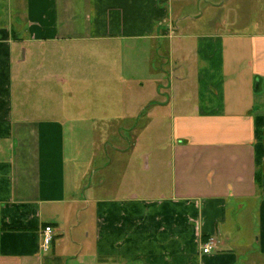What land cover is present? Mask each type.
<instances>
[{"label": "crops", "instance_id": "crops-1", "mask_svg": "<svg viewBox=\"0 0 264 264\" xmlns=\"http://www.w3.org/2000/svg\"><path fill=\"white\" fill-rule=\"evenodd\" d=\"M254 14L264 0H0V264H264V24L242 21ZM111 41L151 76L118 127L152 111L144 127L170 134L156 153L140 135L95 149L92 106L48 103L88 95L60 87L90 81L77 49Z\"/></svg>", "mask_w": 264, "mask_h": 264}, {"label": "rangeland", "instance_id": "rangeland-1", "mask_svg": "<svg viewBox=\"0 0 264 264\" xmlns=\"http://www.w3.org/2000/svg\"><path fill=\"white\" fill-rule=\"evenodd\" d=\"M243 18L242 21L247 25L264 24V16L258 14L252 15L249 19H246V17ZM132 50L131 47V49H127L126 51L121 44V41L103 42L95 44V46L91 48L77 49L75 57L80 60L86 56L88 60L86 65L84 63L81 64V67L79 65L78 71H80V73L78 75H84L85 70L87 69L88 75L91 77L89 78L90 81H88V84L84 83V85L76 83L75 86L73 83H70L65 87L61 86L60 89L67 94L73 92L78 94V90H83V93L87 88L88 95L79 92V95L71 97L50 96L52 101L49 99L48 103H58L64 107L68 106L69 109H71L70 106L73 105L84 106L88 104L92 106L91 111L94 121L91 125L89 124L88 127H83V129L84 134H88L94 138L96 144L95 149H98V146L102 142H105L106 139L111 140L113 136L119 135L131 138L130 136L140 135L142 144L139 145V152L156 153L154 148L159 147V149H161V147L167 146L168 141L166 139L170 134L165 123H162L159 126L152 125L144 127L149 123V119L151 118L150 113L152 111H145L144 116L140 122L137 123V128H127L124 124H122L120 128L118 127V120L121 118V115H123L124 102H126L128 106V104H132L137 99V96H140L141 94L143 96L146 93H149L151 89L149 83L151 82V76L148 74V69L145 67L141 68V64H136L134 67L132 61H130L131 63H126L122 59V55L125 52ZM20 57L23 58V52ZM50 58V60L47 59V63L49 61L53 62V57ZM54 58L57 59V57ZM37 64L38 61L37 63H31L29 60L23 64L27 68V71L23 70V72L29 75L28 72L31 68L30 65H32V68H36ZM50 69L52 72H58L57 74L62 75L57 65L50 66ZM33 76L34 75L31 71V75L27 76V78L31 79L30 82H33ZM124 78L126 80H124ZM30 88H32V86ZM123 90L126 92L125 96ZM30 94L32 93H29V99L36 101L35 104H37V101H41V103L45 102H42L43 98L37 95L31 96ZM130 96L135 97L136 99L131 102L129 98ZM127 124L129 123L127 122ZM108 146L110 147L111 145ZM163 150L164 154H169L168 150L162 149L161 151ZM144 163L145 161L142 160L143 165Z\"/></svg>", "mask_w": 264, "mask_h": 264}, {"label": "built area", "instance_id": "built-area-1", "mask_svg": "<svg viewBox=\"0 0 264 264\" xmlns=\"http://www.w3.org/2000/svg\"><path fill=\"white\" fill-rule=\"evenodd\" d=\"M42 251L47 253L49 252L52 243L54 241L55 232L52 226H45L42 231ZM215 248V241L213 239H209L205 245L203 246V254H210Z\"/></svg>", "mask_w": 264, "mask_h": 264}]
</instances>
